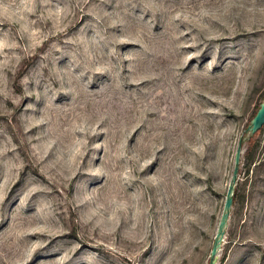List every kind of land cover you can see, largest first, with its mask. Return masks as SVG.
I'll return each mask as SVG.
<instances>
[{
	"label": "rangeland",
	"instance_id": "1",
	"mask_svg": "<svg viewBox=\"0 0 264 264\" xmlns=\"http://www.w3.org/2000/svg\"><path fill=\"white\" fill-rule=\"evenodd\" d=\"M0 39V264H207L241 137L216 264H264V0H0Z\"/></svg>",
	"mask_w": 264,
	"mask_h": 264
},
{
	"label": "water",
	"instance_id": "2",
	"mask_svg": "<svg viewBox=\"0 0 264 264\" xmlns=\"http://www.w3.org/2000/svg\"><path fill=\"white\" fill-rule=\"evenodd\" d=\"M263 124H264V98L260 102L259 107L257 108L253 117L250 119V122L247 126L249 135L254 134L259 128L262 127ZM243 139L244 138L241 137L238 140V143H237V146L234 152L232 173H231V177L228 183L227 191H226L225 198H224V203H223L221 214H220V217L217 223V227L215 230L211 248L209 251V257H208L207 264H216L218 253H219V250L221 249V244L224 239L227 221H228L229 214H230V209L233 204V194H234V190L236 186L238 170H239L241 156L243 152Z\"/></svg>",
	"mask_w": 264,
	"mask_h": 264
},
{
	"label": "trees",
	"instance_id": "3",
	"mask_svg": "<svg viewBox=\"0 0 264 264\" xmlns=\"http://www.w3.org/2000/svg\"><path fill=\"white\" fill-rule=\"evenodd\" d=\"M263 98H264V94H263ZM262 98V99H263ZM261 99V101H262ZM260 104V103H259ZM259 104L257 105V107L255 108V110L253 111L252 117L255 114L257 108L259 107ZM261 130V128H259L256 132H259ZM253 140L251 139V137L248 139V146H246L242 157H243V164L247 166V169H249L251 163L253 162L254 159V152H255V148L252 145ZM238 196V192H237V188H235L234 190V194H233V203L236 201Z\"/></svg>",
	"mask_w": 264,
	"mask_h": 264
},
{
	"label": "clouds",
	"instance_id": "4",
	"mask_svg": "<svg viewBox=\"0 0 264 264\" xmlns=\"http://www.w3.org/2000/svg\"><path fill=\"white\" fill-rule=\"evenodd\" d=\"M20 11H31V7L28 4H21L20 5ZM57 12L60 11V9L56 10ZM37 43H39V41H36ZM13 45L11 43H9L6 39H0V48H9L12 47ZM5 63H7L5 61Z\"/></svg>",
	"mask_w": 264,
	"mask_h": 264
}]
</instances>
